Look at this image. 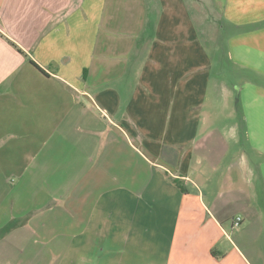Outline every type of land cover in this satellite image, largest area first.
Returning <instances> with one entry per match:
<instances>
[{"label": "crops", "instance_id": "0c3cea01", "mask_svg": "<svg viewBox=\"0 0 264 264\" xmlns=\"http://www.w3.org/2000/svg\"><path fill=\"white\" fill-rule=\"evenodd\" d=\"M210 4L233 111L187 0H0V264H264V0Z\"/></svg>", "mask_w": 264, "mask_h": 264}, {"label": "rangeland", "instance_id": "374dc122", "mask_svg": "<svg viewBox=\"0 0 264 264\" xmlns=\"http://www.w3.org/2000/svg\"><path fill=\"white\" fill-rule=\"evenodd\" d=\"M188 5L193 11L197 23V28L202 36V40L207 44L206 48L211 53L214 61V72L223 73V80L227 89L231 90L232 97L228 98V106L230 110H235L238 105V98L235 85L239 84L240 74L239 72L226 60V42L228 33L222 32L220 29V18L215 15L211 9L210 0H202L197 3L195 0H187ZM205 10L207 12L206 17L200 16V12ZM224 88V85L222 86ZM212 96V102H218V96L210 91ZM232 110V111H233ZM230 113H232L230 111ZM229 113V114H230ZM228 114V112H227ZM225 120V118H223ZM238 119V118H237ZM227 121V120H225ZM233 119H228L230 125ZM235 122V121H233Z\"/></svg>", "mask_w": 264, "mask_h": 264}, {"label": "built area", "instance_id": "2783aa9c", "mask_svg": "<svg viewBox=\"0 0 264 264\" xmlns=\"http://www.w3.org/2000/svg\"><path fill=\"white\" fill-rule=\"evenodd\" d=\"M242 221H243L242 217H237L235 222H234V227L237 228V227L241 226Z\"/></svg>", "mask_w": 264, "mask_h": 264}]
</instances>
